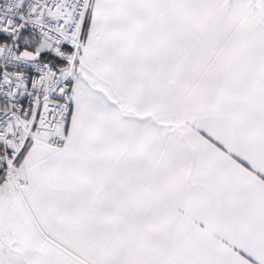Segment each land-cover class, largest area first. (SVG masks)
<instances>
[{
  "label": "snow or ice",
  "instance_id": "6c2138e0",
  "mask_svg": "<svg viewBox=\"0 0 264 264\" xmlns=\"http://www.w3.org/2000/svg\"><path fill=\"white\" fill-rule=\"evenodd\" d=\"M0 264H264V0H2Z\"/></svg>",
  "mask_w": 264,
  "mask_h": 264
},
{
  "label": "built area",
  "instance_id": "2783aa9c",
  "mask_svg": "<svg viewBox=\"0 0 264 264\" xmlns=\"http://www.w3.org/2000/svg\"><path fill=\"white\" fill-rule=\"evenodd\" d=\"M0 2H2V0H0Z\"/></svg>",
  "mask_w": 264,
  "mask_h": 264
}]
</instances>
